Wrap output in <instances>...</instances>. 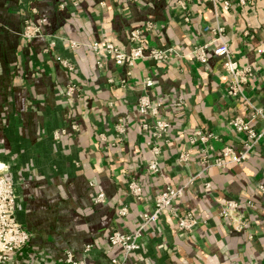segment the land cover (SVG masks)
Segmentation results:
<instances>
[{"label":"crops","instance_id":"obj_1","mask_svg":"<svg viewBox=\"0 0 264 264\" xmlns=\"http://www.w3.org/2000/svg\"><path fill=\"white\" fill-rule=\"evenodd\" d=\"M188 13L185 20L176 0H0V161L16 186V218L32 234L9 264H68L67 251L80 264H113L121 248L108 245V234L135 231L158 192L192 177L175 214L166 210L146 228L129 264H264V138L243 161L214 165L226 146L239 155L250 143L234 118L264 127L256 110L264 111V0H192ZM29 25L39 30L30 38ZM217 26L232 59L250 69L239 97L229 93L231 77L214 53L207 28ZM137 28L147 47L174 51L118 65L90 47L108 40L128 50ZM201 46L206 62L195 53ZM144 94L162 101L171 122L165 139L138 110ZM196 131L213 137L193 142ZM133 180L143 187L139 199L129 189ZM99 190L106 200L96 203ZM188 213L192 228L181 230Z\"/></svg>","mask_w":264,"mask_h":264},{"label":"built area","instance_id":"obj_2","mask_svg":"<svg viewBox=\"0 0 264 264\" xmlns=\"http://www.w3.org/2000/svg\"><path fill=\"white\" fill-rule=\"evenodd\" d=\"M192 0H176L178 6L182 9L185 20H189V4ZM30 22H28L29 24ZM29 25L27 30L24 32L25 37H32L39 32L38 28L31 32ZM214 35V53L224 59V68L231 77V83L229 86V93L233 96L239 97L243 95V83L247 80L250 69L248 67H240L237 62L232 59L231 48L229 43L225 40L223 33L224 28L217 26L215 28H207ZM72 48H78L80 43L76 40H69ZM90 47L96 53H104L113 58L116 64L123 65L129 64L134 65L135 62L142 57H151L155 59H166L169 54L174 51L173 48L162 49V48H149L145 45L142 39L141 29H133L130 33V47L128 50L120 48L117 44L108 40H95L90 44ZM206 46H201L195 53L202 62L207 61ZM62 63L70 70H75L74 65L67 60H62ZM101 65V60H98ZM154 84L152 79L145 81L146 87H151ZM76 84L69 85L65 93L68 97H72L76 91ZM138 110L144 116L152 117V131L156 138L165 139L168 137L171 122L163 117L162 115V101L158 99H152L148 94H144L138 101ZM258 114H261L264 118V111L256 109ZM255 116V115H254ZM232 125L236 130L244 132L250 139V143L247 144L246 151L241 154H237L232 147L226 146L222 149L221 154L214 159V165L224 167L230 162H241L246 159L248 150L261 138H264V127L261 130H256L252 127L251 120H243L241 118H234ZM148 127V124H144ZM74 127H77L74 125ZM123 133V128H120ZM67 133L66 129L55 132V137L60 138L61 135ZM213 137V133L207 131H196L192 136V141L200 140L207 142ZM153 153L155 155L160 153V146L153 147ZM188 154L183 152L180 156L181 160H186ZM149 168L157 171L159 170L158 163L153 160L149 164ZM194 177L190 178L189 181L178 187H166L165 189L158 192L154 197L153 209L148 212H144L142 223L133 232L121 231L118 229L112 230L107 236L108 245L111 248H121V255L112 258L113 264H129V259L132 254L138 252L142 247V238L146 228L157 222L160 214L166 210H169L175 214L174 202L177 198L181 197L184 193L185 187L192 184ZM1 187L3 192L6 193L4 196H0V264H9L10 257L13 253L20 251L24 248L31 240V232L24 227L16 218V193L13 186L10 184L8 179L0 178ZM207 187L210 184L207 183ZM130 191L139 199L143 195L142 184L133 180L129 184ZM262 189H264L262 187ZM106 200V194L99 190L96 192L95 202H104ZM232 204L223 208V214L228 215ZM119 213L121 215H127L128 207L123 206L120 208ZM192 215L190 213L185 217L179 218V227L181 230L190 231L193 225ZM94 248V244H87L85 251H90ZM66 261L68 264H80L74 254L71 251L66 252Z\"/></svg>","mask_w":264,"mask_h":264},{"label":"rangeland","instance_id":"obj_3","mask_svg":"<svg viewBox=\"0 0 264 264\" xmlns=\"http://www.w3.org/2000/svg\"><path fill=\"white\" fill-rule=\"evenodd\" d=\"M0 178L8 179V181H10V184L13 186L15 190L16 186L12 177L10 165L2 161H0ZM4 195H6V193L3 192V188L1 187V183H0V196H4ZM17 199H18V195L16 194V201H15L16 206L18 205ZM15 215H16V210H15Z\"/></svg>","mask_w":264,"mask_h":264}]
</instances>
